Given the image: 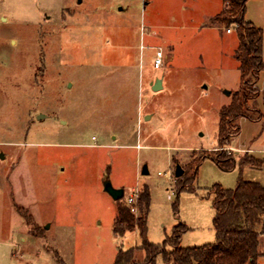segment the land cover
I'll list each match as a JSON object with an SVG mask.
<instances>
[{"label": "rangeland", "instance_id": "obj_1", "mask_svg": "<svg viewBox=\"0 0 264 264\" xmlns=\"http://www.w3.org/2000/svg\"><path fill=\"white\" fill-rule=\"evenodd\" d=\"M224 6L0 0V264H111L119 248L139 245L135 228L113 231L118 201L105 179L123 188L124 204L147 186V239L159 244L184 223L182 246L215 241L214 185L232 189L241 176L264 186V153L253 154L262 169L247 165L241 172L237 162L224 170L211 158L220 108L241 85L236 25L226 33L214 19ZM246 7L262 29L264 62V0ZM157 77L165 85L154 90ZM257 85L249 103L264 110V71ZM238 124L222 148L236 160L251 153L230 143L264 147V117ZM177 163L182 178H193L192 190L176 191ZM19 208L40 226L38 235ZM259 251L257 264H264V233Z\"/></svg>", "mask_w": 264, "mask_h": 264}, {"label": "trees", "instance_id": "obj_2", "mask_svg": "<svg viewBox=\"0 0 264 264\" xmlns=\"http://www.w3.org/2000/svg\"><path fill=\"white\" fill-rule=\"evenodd\" d=\"M224 8L214 19L228 25L235 24L238 45L234 56L239 61L241 85L231 93L232 100L220 108L218 133L216 136V153L211 158L224 170L232 169L236 162L240 172L244 166H259V160L251 154H244L238 160L225 154L222 149L230 138L239 133L238 119L246 117L258 121L264 117V110L250 105V100L258 97L257 85L261 72L264 71L262 55V29L245 18L248 0H223ZM200 160V159H199ZM199 160L195 162L198 163ZM175 176L176 191L192 190V177ZM212 206L215 209L213 228L216 239L212 243L193 246L180 245L182 233L187 229L179 223L161 243L156 244L147 239V215L150 193L147 186L140 188L135 206L138 215L130 210L128 204L122 203V196L117 199V215L113 231L120 236L129 229H136L141 243L129 248H119L111 264H157L159 257L162 264H257L259 236L264 233V186L258 182L247 181L240 176L232 189L214 185ZM20 209V208H19ZM32 227L36 235L40 226L31 223L32 216L27 210H19ZM43 229V228H42ZM143 251L141 259L137 252ZM57 257L59 254L56 253ZM60 264H65L59 258Z\"/></svg>", "mask_w": 264, "mask_h": 264}, {"label": "water", "instance_id": "obj_3", "mask_svg": "<svg viewBox=\"0 0 264 264\" xmlns=\"http://www.w3.org/2000/svg\"><path fill=\"white\" fill-rule=\"evenodd\" d=\"M152 88L154 90H157L159 88H161V79L160 78H157L153 85H152ZM231 90H225V93L226 94H230ZM3 157V155H1ZM148 170H147V166L146 164L143 165L142 167V173H147ZM183 173V168L181 167L180 164H176L175 166V171H174V175L175 176H180L181 174ZM103 186H104V189L115 199H119L122 195H123V188L121 187H114L112 185V183L110 182L109 179H105L104 180V183H103Z\"/></svg>", "mask_w": 264, "mask_h": 264}, {"label": "crops", "instance_id": "obj_4", "mask_svg": "<svg viewBox=\"0 0 264 264\" xmlns=\"http://www.w3.org/2000/svg\"><path fill=\"white\" fill-rule=\"evenodd\" d=\"M1 17H3L2 15H1ZM245 18L247 19V20H249V21H251V22H253L254 24H255V22L253 21V20H251L250 19V17L248 16V7H246V11H245ZM256 25V24H255ZM226 33H231V32H226ZM158 78V77H157ZM157 78H155L153 81H151L150 82V84L151 85H153V83H154V81L157 79ZM160 79H161V88H163L164 87V77H159ZM148 117V116H147ZM91 138L92 139H96L95 138V136H91ZM8 143H10V144H12V143H16V142H12V141H8ZM230 149H232V150H237V151H239V152H248V153H251L252 155L254 154V153H264V147H262V148H250L249 146H244V145H238V143L236 144V145H232L231 143H230V145L228 146ZM254 149V150H253ZM254 156V155H253ZM254 157H256V156H254ZM256 158H259V157H256ZM260 159V158H259ZM263 165H260V166H257V167H259V169H262L261 167H262Z\"/></svg>", "mask_w": 264, "mask_h": 264}, {"label": "built area", "instance_id": "obj_5", "mask_svg": "<svg viewBox=\"0 0 264 264\" xmlns=\"http://www.w3.org/2000/svg\"><path fill=\"white\" fill-rule=\"evenodd\" d=\"M226 32H231V28H226ZM162 56L163 53L160 49L156 50L155 56H154V66L155 67H160L162 64ZM136 190H138L137 188L135 190H133L128 197L126 198V203L130 206V210L131 212L135 213L137 211V207L135 206V202H136V198H137V192Z\"/></svg>", "mask_w": 264, "mask_h": 264}]
</instances>
